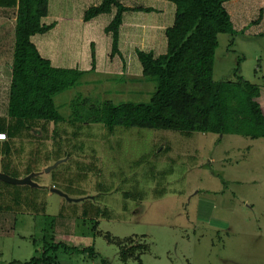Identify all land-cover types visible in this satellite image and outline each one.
<instances>
[{"label": "rangeland", "instance_id": "rangeland-1", "mask_svg": "<svg viewBox=\"0 0 264 264\" xmlns=\"http://www.w3.org/2000/svg\"><path fill=\"white\" fill-rule=\"evenodd\" d=\"M231 39L228 33L219 35L214 79L236 81L240 65L241 76L264 85V38L236 36L233 44ZM131 53H126L128 61L135 57L141 67ZM100 69L55 96L64 116L70 115V103L80 94L116 103L151 99L155 84L134 80L137 70L131 69L133 75H119ZM62 127L75 144L77 158L93 161L101 170L108 189L97 193L94 171L88 195L98 197L110 215L98 220L57 218L56 241L96 251L91 256L60 249L56 253L59 264H137L124 262L119 245L109 236L145 240L149 249L141 256L142 264H264V137L203 132L187 136L166 129L122 126L110 135L102 123L84 124L80 129L66 122ZM79 129L81 134L73 136ZM144 156L150 158L138 166L136 161ZM113 173L122 175L113 178ZM42 180L50 182L48 176ZM135 184L148 195L145 200L124 197L123 191ZM162 190L164 195L154 198ZM47 199L46 212L58 214L60 197ZM44 224L42 214H0V261L30 260L42 246L34 238L43 234Z\"/></svg>", "mask_w": 264, "mask_h": 264}, {"label": "trees", "instance_id": "trees-1", "mask_svg": "<svg viewBox=\"0 0 264 264\" xmlns=\"http://www.w3.org/2000/svg\"><path fill=\"white\" fill-rule=\"evenodd\" d=\"M176 6L175 20L166 29L167 51L155 55L152 51L137 50L142 65V77L138 81L155 84L149 101L100 100L78 95L70 103L71 113L64 116L56 104L55 96L78 85L87 75L79 68L55 67L44 58L33 43L32 36L49 31L53 25L43 23L49 13V0H0V7L17 8L16 42L12 66V83L9 93L7 116H0V170L15 178L39 173L43 168L62 160L49 172L52 186L79 201H67L62 206L60 217H83L98 220L109 216V210L98 203V197L89 192L91 175L97 172L95 190L101 193L108 189L101 178V170L93 162L77 158L72 148L68 130L62 125L69 122L83 129L84 124H104L112 135L119 126L148 129H166L189 136L193 132L216 134H240L247 137H264V112L258 100L261 88L258 83L246 80L235 70L236 81L214 79V66L219 35L228 33L235 43L238 32L231 15L225 7L226 0H170ZM116 13L106 27L112 36L111 57L120 54L119 37L124 12L128 10L152 11V8H130L120 0H103L90 7L85 20ZM93 68L96 70V54L92 52ZM123 80V76H120ZM80 129L73 136L81 134ZM84 157V156H83ZM150 156L136 161L144 164ZM122 173H113V178ZM38 186L17 185L0 181V214L31 212L42 214L45 224L42 235L34 243L42 246L28 261L14 260L0 264H59L56 253L63 249L69 253L89 252L93 247L80 248L63 241H56L57 217L49 215L47 208L48 187L42 184L41 176L33 177ZM50 189V187H49ZM157 192L154 198L164 195ZM125 198L145 200L148 195L138 184L123 191ZM98 222V221H97ZM135 237L109 240L119 245V255L124 262L134 260L142 264L141 256L148 251L145 240Z\"/></svg>", "mask_w": 264, "mask_h": 264}, {"label": "crops", "instance_id": "crops-1", "mask_svg": "<svg viewBox=\"0 0 264 264\" xmlns=\"http://www.w3.org/2000/svg\"><path fill=\"white\" fill-rule=\"evenodd\" d=\"M102 1L49 0V13L43 18V23L52 24L53 27L46 33L33 35L32 41L41 55L50 60L55 67L79 68L85 70L87 75L100 73L98 71L101 70V66L119 75H123V72L124 75H133L131 69H135L138 71L135 75L139 79L142 77V65L140 67L137 64L135 57L128 61L126 53L134 52L137 58L138 49L152 51L155 55L165 53L168 47L166 29L174 23L176 6L170 0H120L127 7L152 8V11L124 12L119 37L120 54L111 57L112 36L106 32V27L113 19L116 7L111 13L100 14L91 20L84 18L90 7L98 6ZM225 7L231 15L238 36L246 39L264 38V0H226ZM16 17L17 8L0 7V116L8 115L16 42ZM51 42H54V45ZM54 46H58V49L56 50ZM93 50L96 54L94 72L91 71ZM259 85L261 94L258 100L264 112V85ZM43 172H39L38 175L41 176L42 184L48 187L47 197L53 195L60 197L58 205L60 213L65 204L64 198L51 192L49 189L53 185L51 176L48 175L49 172ZM43 175L48 176L50 182H43ZM49 201L47 199V206ZM59 213L53 216L59 219L61 218Z\"/></svg>", "mask_w": 264, "mask_h": 264}, {"label": "water", "instance_id": "water-1", "mask_svg": "<svg viewBox=\"0 0 264 264\" xmlns=\"http://www.w3.org/2000/svg\"><path fill=\"white\" fill-rule=\"evenodd\" d=\"M61 162V161H60ZM60 162H57L55 165H51L49 166L45 171L46 172H50L52 168H54L56 165H58ZM38 173H31L30 175L23 177V178H15L12 176H9L8 174H5L3 172H0V181H6V182H10L13 184H17V185H31V186H38V183H36L35 181H33V177L37 176ZM51 192L57 193L63 197L66 198L67 201L71 202V201H79L80 199L77 198H73L71 196H69L67 193H65L64 191L55 188L54 186L50 187Z\"/></svg>", "mask_w": 264, "mask_h": 264}, {"label": "built area", "instance_id": "built-area-1", "mask_svg": "<svg viewBox=\"0 0 264 264\" xmlns=\"http://www.w3.org/2000/svg\"><path fill=\"white\" fill-rule=\"evenodd\" d=\"M7 135L5 133H0V139H6Z\"/></svg>", "mask_w": 264, "mask_h": 264}]
</instances>
